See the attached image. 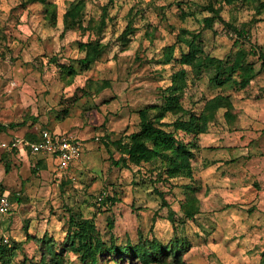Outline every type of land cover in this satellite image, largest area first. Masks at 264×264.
Returning <instances> with one entry per match:
<instances>
[{
	"label": "rangeland",
	"instance_id": "obj_1",
	"mask_svg": "<svg viewBox=\"0 0 264 264\" xmlns=\"http://www.w3.org/2000/svg\"><path fill=\"white\" fill-rule=\"evenodd\" d=\"M260 55L264 0H0V139L50 130L82 145L61 176L0 151V264H146L126 244L147 264H264L262 230L228 252L220 227L221 211L263 221ZM146 122L190 144L130 161ZM174 242L189 244L183 263Z\"/></svg>",
	"mask_w": 264,
	"mask_h": 264
},
{
	"label": "trees",
	"instance_id": "obj_2",
	"mask_svg": "<svg viewBox=\"0 0 264 264\" xmlns=\"http://www.w3.org/2000/svg\"><path fill=\"white\" fill-rule=\"evenodd\" d=\"M206 21L208 20L206 19ZM259 59L261 60V63L264 67V56L260 55ZM183 129L187 133L191 132L189 130V126H187L186 124L183 125ZM27 137L31 138V140H37L38 133L36 134L34 132H31L27 135ZM134 138L136 139V141H133L132 148H130L128 152L129 160L133 162L147 161L150 152H153L154 155L161 154L163 152H166L167 150H172L174 148L173 147L174 145L177 146L176 147L177 151L183 152L186 145L190 144V142L182 144L176 137L173 136L171 132H167L159 127H155L150 122L141 124L139 131L136 134H134ZM142 138L143 140L140 141V139ZM144 140L150 142V144L152 145L151 148L152 150L147 148L146 142H144ZM179 148H181L182 150H180ZM179 160H181V158H179ZM41 161H45V159L43 158L42 160H39V162ZM39 162H37L36 164H38ZM188 246H189L188 243L187 245L181 246V245H176L174 242L172 243L171 246H169L168 250L170 252L168 254L172 255V259H176L179 257L178 259H180V262L183 263V261L181 260V255L184 251L187 250ZM121 249H122L121 251L125 256L127 255L130 257L137 256L139 261L144 262L146 264L149 261L147 252L143 250L140 244H136V245L126 244L122 246ZM164 249L165 248H162V250ZM111 250L114 251L112 247ZM4 251H5V246L0 242V254H2ZM117 251L115 250L113 253H117ZM91 261L93 264H96V258L94 256L91 257Z\"/></svg>",
	"mask_w": 264,
	"mask_h": 264
},
{
	"label": "built area",
	"instance_id": "obj_3",
	"mask_svg": "<svg viewBox=\"0 0 264 264\" xmlns=\"http://www.w3.org/2000/svg\"><path fill=\"white\" fill-rule=\"evenodd\" d=\"M81 141L54 133L50 130H41L38 132L37 140H28L24 137H12L9 139H0L1 152L17 151L20 155L27 153L38 154L44 159L53 161L55 169L59 176L65 175L69 168L79 161L81 154ZM7 195L0 198V213L7 212ZM8 243V239H3Z\"/></svg>",
	"mask_w": 264,
	"mask_h": 264
},
{
	"label": "crops",
	"instance_id": "obj_4",
	"mask_svg": "<svg viewBox=\"0 0 264 264\" xmlns=\"http://www.w3.org/2000/svg\"><path fill=\"white\" fill-rule=\"evenodd\" d=\"M250 118L253 119L251 115H250ZM252 127L253 126H252V124L250 122V131H251V133L253 131V130H251ZM251 133H250V135H251ZM0 156H1V154H0ZM222 164L223 163H219L218 162L215 165V167L220 168V166ZM209 173H210V171H209ZM226 185L227 184H226V182L223 179L222 183L220 185L223 188V190H222L223 193L220 196H222V199L228 201L229 200V196L226 193V191H227L226 187H225ZM249 191H250V194H252V190L249 189ZM240 192L241 191H240L239 187L231 189L230 198L237 200L234 197H238ZM224 200H222V201L225 202ZM223 212L224 211H221V218H224V221H222L223 224L220 227H221V229H224V227L230 229L228 232L224 231L226 233L225 235H227V236H225L226 239L223 238V239H225L227 244H229V248L230 249L228 250V252L231 251V249H233V248H231V246L240 248V247H238L239 244H241L243 247L245 246V248L250 247V240H251V242L254 241V236H255L254 234H255V231H257L255 229V227L259 228L258 232L260 230H262L264 232V222H263L264 221V213L260 209H257L255 211V213H254V215H256V219H260V218L263 219V221L261 220V222L258 223L257 225L255 224L254 220L250 218L249 214L246 215L248 220H247V222L244 223V222H242V220L238 219V217H239L238 212H236L234 210H231L229 212L225 211L226 214H223ZM243 224H245V225H243ZM260 237L261 236L258 235V241H259Z\"/></svg>",
	"mask_w": 264,
	"mask_h": 264
}]
</instances>
